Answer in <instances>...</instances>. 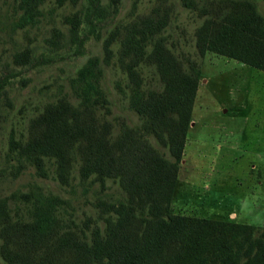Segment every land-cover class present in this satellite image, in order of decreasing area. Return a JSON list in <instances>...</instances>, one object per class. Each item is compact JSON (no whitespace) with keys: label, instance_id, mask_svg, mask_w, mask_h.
<instances>
[{"label":"trees","instance_id":"16d2710c","mask_svg":"<svg viewBox=\"0 0 264 264\" xmlns=\"http://www.w3.org/2000/svg\"><path fill=\"white\" fill-rule=\"evenodd\" d=\"M182 1L197 9L194 0ZM44 2L12 0V13L17 14L12 28L33 24ZM67 2L79 0H55L58 5ZM168 13L167 6L156 5L123 27L116 25L104 38L103 57H88L70 78L71 92L47 101L29 118L23 135L9 134L8 149L19 166L26 159L45 175V159H52L55 176L68 183L76 163L81 181H97L104 189L112 179L125 199H99L104 228L95 225L89 234H81L62 223L54 195L19 193L27 204L26 215L13 214L11 196H0V256L6 264H264V225L171 209L201 74L194 65L188 71L159 35ZM198 13L203 20L195 31V45L201 54L211 51L264 70V14L253 0H207ZM66 20L76 34L79 12ZM60 32L54 28L51 35ZM117 40V61L129 79V104L142 121L138 126L123 121L116 131L105 113L109 107L101 75ZM13 57L16 64L27 63L31 49L16 51ZM142 61L155 65L161 87L143 86ZM7 83L8 76L2 74L0 92Z\"/></svg>","mask_w":264,"mask_h":264},{"label":"rangeland","instance_id":"374dc122","mask_svg":"<svg viewBox=\"0 0 264 264\" xmlns=\"http://www.w3.org/2000/svg\"><path fill=\"white\" fill-rule=\"evenodd\" d=\"M194 1L197 9L182 0H79L63 5L45 0L37 20L16 29L12 28L17 17L12 13V0L0 1V76H8L0 92V196H11L13 214L26 215L27 204L19 193L40 190L59 198L62 223L89 234L95 225H105L99 199H125L124 191L112 179L104 189L97 181H81L76 163L68 183L55 176L52 159H45V175L26 159L19 166L8 149V138L11 132L23 135L29 118L47 101L71 92L70 78L88 57H103L104 38L116 25L123 27L156 5H163L169 13L159 35L165 37L188 71L194 65L201 74L171 209L264 225V70L211 51L201 54L195 45V31L203 20L198 9L207 0ZM253 1L264 14V1ZM75 11L80 23L73 34L66 16ZM54 28L61 32L52 37ZM26 47L31 49L30 61L16 64L14 53ZM119 48L117 40L101 75L109 107L107 112L106 107L101 111L116 131L123 121L132 126L142 121L129 104V79L117 61ZM139 71L144 87H161L154 64L142 61ZM150 140L167 154V148L156 138L150 136ZM0 264H6L1 256Z\"/></svg>","mask_w":264,"mask_h":264}]
</instances>
